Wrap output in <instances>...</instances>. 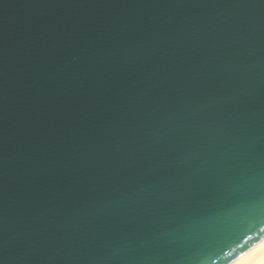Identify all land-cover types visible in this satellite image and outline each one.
Masks as SVG:
<instances>
[{"label":"water","instance_id":"1","mask_svg":"<svg viewBox=\"0 0 264 264\" xmlns=\"http://www.w3.org/2000/svg\"><path fill=\"white\" fill-rule=\"evenodd\" d=\"M263 238L264 0H0V264Z\"/></svg>","mask_w":264,"mask_h":264},{"label":"bare ground","instance_id":"2","mask_svg":"<svg viewBox=\"0 0 264 264\" xmlns=\"http://www.w3.org/2000/svg\"><path fill=\"white\" fill-rule=\"evenodd\" d=\"M240 257H243L241 264H264V238L242 253L230 264H234Z\"/></svg>","mask_w":264,"mask_h":264},{"label":"snow or ice","instance_id":"3","mask_svg":"<svg viewBox=\"0 0 264 264\" xmlns=\"http://www.w3.org/2000/svg\"><path fill=\"white\" fill-rule=\"evenodd\" d=\"M242 261H243V257H240L237 261L234 262V264H241Z\"/></svg>","mask_w":264,"mask_h":264}]
</instances>
